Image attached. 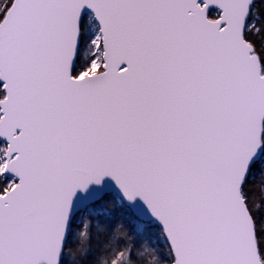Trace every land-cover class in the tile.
I'll return each mask as SVG.
<instances>
[{"label":"snow or ice","instance_id":"6c2138e0","mask_svg":"<svg viewBox=\"0 0 264 264\" xmlns=\"http://www.w3.org/2000/svg\"><path fill=\"white\" fill-rule=\"evenodd\" d=\"M0 264H264V0H0Z\"/></svg>","mask_w":264,"mask_h":264}]
</instances>
